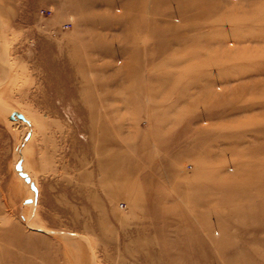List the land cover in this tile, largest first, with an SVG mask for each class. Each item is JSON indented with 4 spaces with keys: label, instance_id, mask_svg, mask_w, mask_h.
<instances>
[{
    "label": "rangeland",
    "instance_id": "rangeland-1",
    "mask_svg": "<svg viewBox=\"0 0 264 264\" xmlns=\"http://www.w3.org/2000/svg\"><path fill=\"white\" fill-rule=\"evenodd\" d=\"M0 264H264V0H0Z\"/></svg>",
    "mask_w": 264,
    "mask_h": 264
},
{
    "label": "built area",
    "instance_id": "built-area-1",
    "mask_svg": "<svg viewBox=\"0 0 264 264\" xmlns=\"http://www.w3.org/2000/svg\"><path fill=\"white\" fill-rule=\"evenodd\" d=\"M47 12V11H46ZM42 15L45 13V11H41Z\"/></svg>",
    "mask_w": 264,
    "mask_h": 264
}]
</instances>
